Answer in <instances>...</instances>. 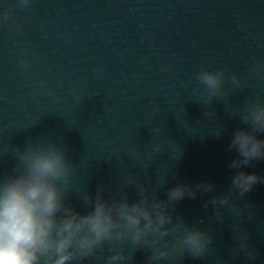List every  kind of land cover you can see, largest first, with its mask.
Instances as JSON below:
<instances>
[{
  "label": "water",
  "instance_id": "95a60500",
  "mask_svg": "<svg viewBox=\"0 0 264 264\" xmlns=\"http://www.w3.org/2000/svg\"><path fill=\"white\" fill-rule=\"evenodd\" d=\"M201 68L234 72L240 87L226 80L208 102L192 92ZM256 97L264 102V0H0V172L39 138L62 140L76 166L68 201L82 212L80 194L116 191L124 171L150 187L168 174L160 199L177 183L212 184L174 210L212 237L207 252L160 264H264V160L245 169L262 180L243 196L228 168L232 134L246 127L231 114ZM223 195L228 204L211 203Z\"/></svg>",
  "mask_w": 264,
  "mask_h": 264
},
{
  "label": "clouds",
  "instance_id": "9594fccd",
  "mask_svg": "<svg viewBox=\"0 0 264 264\" xmlns=\"http://www.w3.org/2000/svg\"><path fill=\"white\" fill-rule=\"evenodd\" d=\"M29 2L19 0V5ZM196 80L193 94L208 102L224 95L226 80L240 87L238 75H227L223 68H201ZM231 115L246 126L233 132L228 145V151L237 154L228 164L236 170L231 185L243 196L262 180L245 169L264 160V139L258 137L264 133V102L249 98L242 111L236 106ZM220 135L222 130L216 136ZM13 158L11 172H0V264H83L103 249L111 253L105 264H132L139 250L150 252L147 264H160L175 254L200 257L212 242L207 232L174 215L175 205L185 197L211 192L210 183H177L160 199L156 193L168 174L157 177L155 187H150L124 171L116 191L101 183L94 195L80 194L87 209L82 212L68 201L76 166L62 140L29 139L16 148ZM128 188H134L136 199H129ZM211 203L226 205L229 196L213 197Z\"/></svg>",
  "mask_w": 264,
  "mask_h": 264
}]
</instances>
